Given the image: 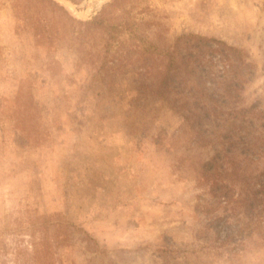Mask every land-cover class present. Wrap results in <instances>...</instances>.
I'll use <instances>...</instances> for the list:
<instances>
[{
  "label": "rangeland",
  "instance_id": "1",
  "mask_svg": "<svg viewBox=\"0 0 264 264\" xmlns=\"http://www.w3.org/2000/svg\"><path fill=\"white\" fill-rule=\"evenodd\" d=\"M55 1L104 28L0 0V264H264V0Z\"/></svg>",
  "mask_w": 264,
  "mask_h": 264
},
{
  "label": "trees",
  "instance_id": "2",
  "mask_svg": "<svg viewBox=\"0 0 264 264\" xmlns=\"http://www.w3.org/2000/svg\"><path fill=\"white\" fill-rule=\"evenodd\" d=\"M19 2L21 0H14V2ZM75 2V0H72ZM118 0H113L111 3L108 4V6H116ZM25 4H37L41 7L42 11L39 13L44 20L50 19L52 20L53 17L59 18L60 16H68L70 18L71 24H73V27L77 28L80 26H90L95 29H101L104 28L103 24V17H105V7L104 10L100 13L102 15L99 17L101 20L97 24L95 23L97 20V17H94V19L91 20H80L76 18L73 14H71L65 6L60 4L59 2L55 0H27ZM13 8H16V4H13ZM51 16V17H48ZM83 28H81L80 31H83ZM79 30V28H78ZM76 30V31H78ZM188 38V43H193V47L195 49L202 48V47H207L209 50L217 51L218 48H221V46L225 47L226 49L230 51H238L234 46H230L226 44L224 41H221L217 38L214 37H207V36H202V35H189L187 36ZM57 47V46H56ZM199 51V50H198ZM183 58V56H182ZM181 58V59H182ZM184 60V59H183ZM183 60L181 63V66L183 64ZM181 66H177L178 68ZM172 67L169 64L168 67L165 68L164 74L159 77V80L156 82H153L151 84H147L148 86H151L153 89V94L154 97L157 98L156 100H166L171 102V90L172 86L175 84L177 78L180 77L181 69L177 71V73H172L171 70Z\"/></svg>",
  "mask_w": 264,
  "mask_h": 264
}]
</instances>
